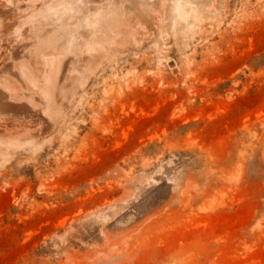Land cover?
Wrapping results in <instances>:
<instances>
[{"label": "rangeland", "instance_id": "374dc122", "mask_svg": "<svg viewBox=\"0 0 264 264\" xmlns=\"http://www.w3.org/2000/svg\"><path fill=\"white\" fill-rule=\"evenodd\" d=\"M0 264H264V0H0Z\"/></svg>", "mask_w": 264, "mask_h": 264}]
</instances>
